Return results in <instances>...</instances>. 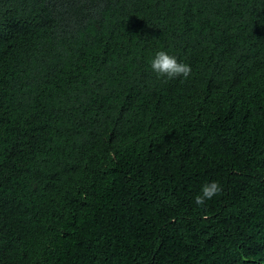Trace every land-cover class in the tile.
<instances>
[{
  "label": "trees",
  "instance_id": "16d2710c",
  "mask_svg": "<svg viewBox=\"0 0 264 264\" xmlns=\"http://www.w3.org/2000/svg\"><path fill=\"white\" fill-rule=\"evenodd\" d=\"M0 264H264V0H0Z\"/></svg>",
  "mask_w": 264,
  "mask_h": 264
},
{
  "label": "clouds",
  "instance_id": "9594fccd",
  "mask_svg": "<svg viewBox=\"0 0 264 264\" xmlns=\"http://www.w3.org/2000/svg\"><path fill=\"white\" fill-rule=\"evenodd\" d=\"M151 71L158 77L164 79H184L191 74V66L166 50H157L149 58ZM221 192V185L217 180H207L200 185L198 193L193 197L197 207L205 205L214 196Z\"/></svg>",
  "mask_w": 264,
  "mask_h": 264
}]
</instances>
